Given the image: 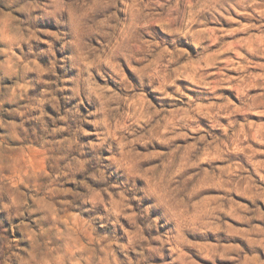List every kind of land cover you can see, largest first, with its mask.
<instances>
[{
	"label": "clouds",
	"instance_id": "9594fccd",
	"mask_svg": "<svg viewBox=\"0 0 264 264\" xmlns=\"http://www.w3.org/2000/svg\"><path fill=\"white\" fill-rule=\"evenodd\" d=\"M0 264H264V0H0Z\"/></svg>",
	"mask_w": 264,
	"mask_h": 264
}]
</instances>
